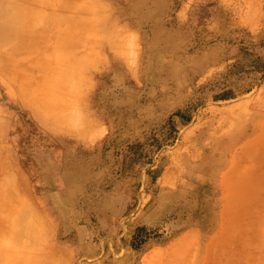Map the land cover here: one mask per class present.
<instances>
[{
    "label": "rangeland",
    "instance_id": "obj_1",
    "mask_svg": "<svg viewBox=\"0 0 264 264\" xmlns=\"http://www.w3.org/2000/svg\"><path fill=\"white\" fill-rule=\"evenodd\" d=\"M26 7L0 62V264H145L194 230L264 264V0Z\"/></svg>",
    "mask_w": 264,
    "mask_h": 264
},
{
    "label": "crops",
    "instance_id": "obj_2",
    "mask_svg": "<svg viewBox=\"0 0 264 264\" xmlns=\"http://www.w3.org/2000/svg\"><path fill=\"white\" fill-rule=\"evenodd\" d=\"M253 102L256 107L251 112V122L256 131L252 134V140H261L264 139V94L263 97L254 99ZM256 155L252 157H264V153ZM237 157H245L243 154V148L238 150ZM193 232V234L190 232L189 235L182 234V236H179L171 242L167 248L156 253L157 255H149L152 260L147 261L145 264H170L169 262H172L171 264H227L229 254L234 251L221 248L220 245L215 252L210 251L211 245L210 247H205L202 244L203 240H201L202 237L200 233H197L196 230ZM189 237H192L193 240L195 238L194 242H196V248L190 249L191 247L186 246V249H181V240H186V238ZM226 239L228 241V237L223 238V240ZM193 240L191 242H193ZM210 240H208V242ZM235 241H238V239H235ZM162 261H165L166 263H161Z\"/></svg>",
    "mask_w": 264,
    "mask_h": 264
},
{
    "label": "bare ground",
    "instance_id": "obj_3",
    "mask_svg": "<svg viewBox=\"0 0 264 264\" xmlns=\"http://www.w3.org/2000/svg\"><path fill=\"white\" fill-rule=\"evenodd\" d=\"M31 1L32 0H9L8 1L9 7L7 8V10H3L2 12H0V62L3 61L4 53L8 51L7 45L10 42V40L11 41L21 40L19 36L14 37L15 35H9L6 33L7 19L9 17L15 18L17 20L24 18L27 19L28 21L30 20L29 21L30 23L36 21V19L34 18V13L31 10V7L30 8L26 7L28 4H30ZM37 1H43V0H37ZM17 23H18L17 21L16 23L15 22L11 23V27L17 28V26H20ZM33 49L35 50L36 48L34 47ZM40 50L42 52L44 51L46 53L48 52L50 53L52 51V47L45 43L40 47Z\"/></svg>",
    "mask_w": 264,
    "mask_h": 264
}]
</instances>
